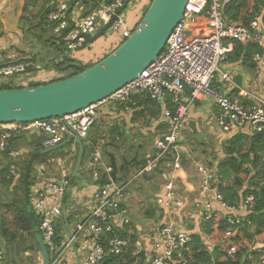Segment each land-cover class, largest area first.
Here are the masks:
<instances>
[{"label": "built area", "instance_id": "1", "mask_svg": "<svg viewBox=\"0 0 264 264\" xmlns=\"http://www.w3.org/2000/svg\"><path fill=\"white\" fill-rule=\"evenodd\" d=\"M89 1L97 2L98 8L86 15H83L85 11L80 1L57 0L47 16V23L55 25L54 34L62 39L69 51L83 48L87 38L94 36L113 17L107 33L119 36L123 42L131 35L125 12L133 5V0H113L110 3L105 0ZM222 2L189 0L182 19L175 25L156 61L103 102L62 118L0 124V156L5 153L7 161L19 163L26 152L10 147L11 139L19 134L42 133L45 136V149L70 138L86 139L99 118L100 107L105 104L126 106L133 104L134 99H150L163 107L164 135L155 139L153 154L146 157L142 166L132 169L124 180L113 174V166L98 148L89 147L92 151L90 162L80 174L96 183L91 197L94 203L82 219L74 222L72 239L67 237L65 231L59 239L55 232L71 172L61 173L59 179H54L47 177L42 164L35 167L36 182L30 187V203L39 217L38 228L49 255V264H76L72 242L76 245L78 256L84 252L81 264H103L109 256L118 257L129 251L135 261L142 256L147 264H185L184 253L189 251L193 233L183 224L184 220L194 219L200 226L220 218L228 228H233L241 227L253 213L254 195H247L236 206H230L218 189L216 168L206 162H195L197 199L179 193L175 180L166 175L160 195L153 199V206L161 215L156 213V217L147 222L145 230H137L133 242L116 235L130 224L129 216L122 209L129 188L154 174L168 160L173 171L181 169V147L178 142L182 123L190 105L200 95L208 96L215 102L218 109L215 125L220 132L229 136L227 140L237 133L251 134L264 126V88L252 89L253 77L264 79V54L253 55V76L246 78L243 87L234 83L231 74L220 68L222 64L229 63L228 55L232 53L235 42L242 45L252 43L264 50V27L258 17L248 27L240 21L226 20ZM201 17L204 18L202 25L199 24ZM198 32L208 34L196 36ZM28 67L29 63H17L9 56L0 54V86L6 84L2 79L14 78L15 83H26L24 79ZM217 75H220L223 86L237 89L250 105L233 101L221 92L219 86L214 87L213 81ZM187 92L190 99L183 104L181 98ZM71 155L75 156L76 151ZM60 168H64L62 162ZM1 169L0 186L3 181L14 183L19 180L17 165H10L5 172ZM157 217L163 222H159ZM207 247L210 252L213 251L214 247L209 242ZM230 252H234V248ZM3 259L4 252L0 249V263ZM39 259V264H43L41 256ZM261 264H264V257Z\"/></svg>", "mask_w": 264, "mask_h": 264}, {"label": "trees", "instance_id": "2", "mask_svg": "<svg viewBox=\"0 0 264 264\" xmlns=\"http://www.w3.org/2000/svg\"><path fill=\"white\" fill-rule=\"evenodd\" d=\"M37 1L38 0H25L23 13L39 21L37 28L41 29V33H44L43 30L45 29L50 33V30H54L55 25L48 24L46 19L57 0L48 1L46 6H42L43 8L41 7L33 14L31 10L36 5ZM76 1H80L84 6L85 12L83 15L98 8V3L95 1ZM112 1L113 0H105L106 3ZM151 1L152 0H146V7L136 23L132 24L127 20L128 25L131 24L129 28L132 31H134L141 18L144 16ZM222 12L226 20L240 21L245 27H248L250 22L258 17L264 27V0H223ZM203 23L204 18L201 17L199 24L202 25ZM50 34L49 43L51 45H48V41H45L44 46L50 47V51L55 56V60H52L53 65H51V68L56 73L57 78L49 82L27 81L23 83V86L16 87L15 89L35 87L62 81L92 66L84 65L80 63V61L76 59L73 60L64 55L65 52L69 51L68 48L61 38L57 37L55 34L54 36L52 33ZM207 34V32H198L195 35L203 37ZM116 38L118 39V47L123 40L117 35ZM56 44L57 46H55ZM257 53L264 54V50L252 43L242 45L235 42L233 51L228 55L227 61L231 64H239L241 67L250 71L255 67L252 57ZM109 54L110 53L105 55L102 59ZM61 55L62 58L59 59ZM32 60H34V58H32ZM15 62L22 63L21 60ZM27 63L31 64L29 67L31 70L29 71H32L34 68V65H32L33 61ZM4 85L0 86V90L11 89L7 86L4 87ZM144 100L150 101L152 106L155 104L157 105L158 115L161 111L160 104L150 99ZM242 102L244 106L250 105L249 101L242 100ZM128 105L130 104H127V106ZM167 105L170 108V104L167 103ZM44 138L45 136L42 133H22L12 138L10 147L13 149L29 150L27 157L19 163L7 161L5 153L0 156V167H2V172H5L12 164L17 165L20 170L18 182L3 181L0 186L2 192L9 191L11 188L12 190H16L14 195L12 194L11 198L7 201L0 200V249L4 252V259L0 264H17L16 259L21 255L39 253L34 233V226L39 225V217L31 207L33 217L30 218L26 206L30 196V187L36 182L35 166L43 162L46 164L49 162V155L47 154L31 159L34 154L43 150ZM70 143H72V140ZM222 150L224 157L219 159L216 165L218 189L230 206H236L247 195H254L255 204L253 213L249 215L247 221L242 223L241 227L228 228L220 218L204 223L201 232L206 237V241H202L199 235H192L189 251L184 253V262L185 264H261V260L264 257V126L251 134H247L246 132L235 134L226 141L222 146ZM103 154L105 157L106 152H103ZM53 156L57 158L60 155L53 154ZM145 159L139 160L137 156L128 159L126 156L121 155L122 163L117 167L113 155L109 154V160L107 159V161L113 166V174L118 175L120 179L124 180L130 170L142 166ZM152 176L153 174L144 179L148 181ZM100 183L103 184L104 181L101 180ZM17 184L19 185L16 186ZM152 205H154L153 202ZM156 213L157 210L152 206L150 209H147L145 216L154 219L156 217L154 214ZM158 214L160 216L161 212H158ZM66 218L69 225L71 220L76 222L73 213L67 214ZM158 218L159 217H157V219ZM64 231L63 221L60 217L59 221L55 224V232L59 239ZM135 234L136 230L132 222L126 225L122 231L116 233L119 237L128 238V240L132 242L135 239ZM58 238L57 240H59ZM208 242L214 247L212 252H210L207 247ZM232 248H234V252H230ZM141 263H143V260H141ZM103 264H136V261L131 251H129L118 257L109 256Z\"/></svg>", "mask_w": 264, "mask_h": 264}, {"label": "crops", "instance_id": "3", "mask_svg": "<svg viewBox=\"0 0 264 264\" xmlns=\"http://www.w3.org/2000/svg\"><path fill=\"white\" fill-rule=\"evenodd\" d=\"M24 5V0H0V54L1 55H9L12 61H17L16 59L24 57L26 55V49L22 48V46L18 43L17 40L23 38V35L20 31L17 30L19 26V19H21V9ZM78 7V5H77ZM146 7V0H133L132 7L129 8V15L126 16V19H132V24L136 23V21L142 15L144 8ZM34 19V18H31ZM128 23V22H127ZM131 26V24L129 25ZM50 33L54 36V32L50 30ZM118 38V37H117ZM116 38V43L118 42ZM33 48L30 46L29 50L31 51ZM8 49V50H7ZM28 50V49H27ZM51 50V49H50ZM51 52V51H50ZM112 50H108V48L104 47L100 50L93 51L89 56H85L84 54L76 55V60L80 61V63L84 65H94L99 62L105 55L111 53ZM14 53V54H13ZM52 53V52H51ZM53 54V53H52ZM54 55V54H53ZM37 57V55H35ZM35 57V58H36ZM60 57V56H59ZM33 58V57H32ZM32 58H30L32 60ZM34 58L32 65H34L33 70L29 73L32 75L33 79L37 80L41 78L43 82H49L55 80L57 78L56 73L50 66H46L45 64H40L37 66L36 59ZM221 70L224 72H229L231 74L232 81L236 83L238 86L243 87L246 82L247 77H252V70L248 71L245 68L241 67L239 64H222ZM35 75V76H34ZM252 81L254 84L252 85L253 90H258L260 88H264V79H255L253 77ZM214 87L219 86L221 92L226 94V96L235 101L238 100L242 102L243 98L239 95L237 89H232L229 86H223V83L220 79V75H217L213 81ZM250 87V84H249ZM190 99L189 93L187 92L181 98V102L186 104ZM131 105V106H130ZM120 106L118 104L108 103L101 106V114H103L102 118L99 120V126L95 131H90V135H88V142L91 143L90 147H96L94 144H98V142L103 143L102 152H106L107 150H111L112 146L119 147V145H127L130 146L134 151H145L146 145L152 143L153 138L156 139L165 133V124L163 123V107L160 104L161 111L157 115V105H153L150 101L147 100H134L133 104ZM100 114V116H101ZM218 116V109L215 102L208 96L200 95L197 100H194L189 107L188 113L182 123V128L180 131V140L178 144L180 147L188 144L191 145L188 149L195 150L198 148H202V151L205 148V151L209 156H207L206 162L210 167H216L219 159L224 157L222 146L226 143L228 135L220 132L216 128V118ZM143 121H145L146 125L143 126ZM98 122V121H97ZM92 130V129H91ZM149 136V140L147 139ZM67 141H71L72 143H68L67 145L74 146L73 151L78 152L77 145H74V140L72 138L66 139ZM151 140V141H150ZM182 143V145H181ZM66 146V145H65ZM154 147V145H153ZM192 147V149H191ZM26 152V157L29 154L28 149H23ZM119 150V149H118ZM125 152V150L123 151ZM121 153V151H120ZM196 155V154H194ZM214 157V158H213ZM88 158V157H87ZM59 159V158H57ZM56 159V161H58ZM106 159V157H105ZM107 160V159H106ZM55 161V160H54ZM55 161V162H56ZM196 160H192L190 168H186L187 170H191L189 173L183 170V166L180 171L181 175L178 171H175L176 176L179 178V182L184 187V193L187 194L192 199H197L198 194V182L195 177L194 171V163ZM84 162V155H83ZM46 165L43 163L44 171L48 176H53L54 179H59L61 176V168L56 164V170L54 173L51 169H49V165H54L53 162H47ZM163 165V164H162ZM161 165L157 168L156 172L153 174V179L157 177V173L161 174L162 180L164 181V177L169 174L162 173ZM81 169H84L81 167ZM134 169V168H132ZM131 169V170H132ZM73 170V167H72ZM130 170V171H131ZM50 175H48V172ZM158 171V172H157ZM72 172V171H71ZM82 173V172H81ZM78 175L82 177V175L78 172ZM152 179V178H151ZM150 179V180H151ZM89 181V180H88ZM143 181H146L143 179ZM84 182V181H83ZM90 182V181H89ZM86 185L81 190L79 188H71L69 192L66 203H65V214L73 213L76 221H79L88 213V210L94 203L91 197L94 192L95 184H91L88 182H84ZM142 180L138 181L136 184H141ZM135 184V185H136ZM133 185L132 187H134ZM132 187L127 191L126 196L124 197V201L122 204V209L125 210L127 215L130 218V223L132 222L135 226V230L146 229V225H137L135 224L137 216L135 215V205L133 202H130L133 199L134 194L132 193ZM65 196L63 198L64 202ZM135 200V198H134ZM153 202V200H152ZM135 203V202H134ZM133 204V205H132ZM153 206V205H152ZM154 207V206H153ZM156 215V214H155ZM153 219V218H149ZM134 220V222H133ZM159 222H163L161 218L157 219ZM179 220V219H177ZM194 220V219H193ZM150 220H147L149 222ZM193 225L196 224L195 228L187 229L193 233V235H199L202 241H206V237L201 232L202 225L198 226L197 221ZM146 221L144 223H147ZM176 223H179L175 221Z\"/></svg>", "mask_w": 264, "mask_h": 264}, {"label": "water", "instance_id": "4", "mask_svg": "<svg viewBox=\"0 0 264 264\" xmlns=\"http://www.w3.org/2000/svg\"><path fill=\"white\" fill-rule=\"evenodd\" d=\"M188 2L189 0H152L137 27L122 44L104 59L73 77L35 87L0 90V124L62 118L103 102L156 61L175 25L182 19ZM113 20L114 17L94 36L87 38L86 44H91L105 35ZM73 140L78 152L61 212L64 230L69 239H72V234L65 214V203L74 180L78 178L96 184L78 176L81 167L85 168L90 162L91 149L89 157L83 162V143L79 137ZM68 143L69 141L65 140L58 145L45 148L34 154L31 159L53 153ZM26 208L32 218L30 196ZM34 233L42 262L49 264V255L38 226H34ZM72 245L76 264H81L76 245L73 242Z\"/></svg>", "mask_w": 264, "mask_h": 264}, {"label": "rangeland", "instance_id": "5", "mask_svg": "<svg viewBox=\"0 0 264 264\" xmlns=\"http://www.w3.org/2000/svg\"><path fill=\"white\" fill-rule=\"evenodd\" d=\"M48 1H51V0H38L36 5L31 10V13L35 14L42 6H46ZM24 4H25V0H24ZM23 7H24V5H23ZM23 7L21 9V19H19V26L17 27V30L21 32V34L23 35V38H21L20 40H17V41L22 46V48H27L28 50L26 49V55L20 59H22L23 63H27L29 61H32L30 58H32V57L35 58L36 57L35 55H37V57L35 58L37 66L40 64L41 65L45 64L46 66L51 67V65H53L52 60H55V56L50 52V49H51L50 47L44 46L45 41H48V45H51L49 43V37H50L49 35H51V34L48 33V31H46V29L43 30L44 33H41V31H40L41 29L37 28L39 21L37 19H31L32 16L23 13ZM130 7H132V6H130ZM129 8L125 12L126 16L129 15V13H128V12H130V11H128ZM127 20L130 23H132V19H127ZM115 41H116V35L115 34L106 33L105 35H103L102 37L97 39L95 42L88 44V45H85L81 49H78L76 51H68L67 50L68 52H65L64 55L75 60L76 55L84 54L85 56H89L91 52L100 50L104 47L108 48V50H110V51L111 50L113 51L117 47V43ZM30 46L35 47V48H33L30 51L29 50ZM55 46H57V44ZM62 55L59 57V59L62 58ZM18 59H19V57L16 60H18ZM30 66H31V64H29V67ZM29 67H28L27 72H26L27 77L26 78L24 77L25 74L23 76L25 78L24 80H27L30 82H33V81L43 82V81H41V78L37 79V80L33 79L32 75L29 74L31 72V71H29V70H31V69H29ZM14 80H15L14 78L11 80L2 79V82L6 83V85H4V87L7 86L11 89H15L16 87L23 86L22 83H15ZM100 114H101V108L99 110V118L97 120L98 122L97 121L95 122L94 126L91 128L92 130H90V131H95L99 127L96 125V123H98V125H99V120L103 116V114H101V116H100ZM144 125H146L145 121H143V126ZM90 131L87 134V138L82 139V143H83L85 150H86V153L84 154V161L87 159L88 149L91 145V143L88 142V135H90V133H91ZM147 139L148 140L150 139L149 136H147ZM154 141H155V139L153 138L152 143L146 145L145 151H141L142 150L141 149L138 152L134 151V149H131L130 146H127L124 144L119 145V147L117 146L116 149H115V146H112L111 150L106 151L105 157H106V159L109 160V154H112L114 159H115V163H116L117 167H119L122 163L121 155L126 156L128 159H131L134 156H137L139 158V160H143L146 157L153 154V152H154V148H153ZM181 145H182V143H181ZM94 146H97V148L102 152L101 149L103 148V143L98 142V144H94ZM190 146L191 145L185 144V145H183V147H181V167L183 166V170H185L188 173L191 171V170H187V169L190 168L192 160L193 161L196 160L195 162H204L206 160L207 156H209V154H207V152L205 151V148L203 151H202V148L201 149L198 148V149H195L193 151V150L188 149ZM73 147L74 146L66 145L63 148H61L57 151H54L53 153L47 154V155H49L48 160L50 162H53V164H54L52 166L49 165L50 166L49 169H51L53 173L56 170L55 169L56 164L60 166V162H62L64 164V168L59 172L66 173V171H67L70 173L72 171V167H74L75 160H76L75 156L71 155L72 151H73L72 150ZM191 149H192V147H191ZM124 150H125V152H123ZM120 151H121V153H120ZM53 154H55V155L59 154L60 156L57 157L59 159L54 158ZM194 154H196V155H194ZM56 159L58 161H56ZM169 162L170 161L168 160V161H166L165 164L161 165L160 168L162 169V173L169 174L168 176H171L175 180L176 187H177V190L179 191V193H184L185 189H184L183 185L179 182V178L176 176L177 173H175V171H173V169L170 167ZM189 164H190V166H189ZM82 171H83V169H80L79 173H81ZM178 172L181 175V172L180 171H178ZM47 174L50 175L49 172ZM87 174L90 176L89 172H87ZM156 176L157 177H155L154 179H153L154 176L152 177V179L149 178L151 180H148V181L142 180L141 184H136L134 187H132V191H133L132 193L134 194V197H133V199L130 200V202H133V204L135 205L134 210H135V215L137 216L135 224H137L139 226L142 225V227H143V225L147 224V223H144L145 221L147 222V220H151V219H149L150 217L148 218L145 216L146 211L148 208L150 209L152 207L151 206L152 200L154 199V197L156 195L157 196L160 195L161 188L164 184L163 183L164 181L162 180L161 174L157 173ZM48 177L52 178L53 176H48ZM18 185L19 184H17L16 186H18ZM85 185L86 184L82 180L75 178V181L73 183L72 188H76V189L79 188L78 190H81V188H84ZM15 191L16 190H14V189L12 190V188L9 189V191H3L2 192V190H0V193L2 192L0 194V200L1 201H7L8 199L11 198L12 194L14 195ZM134 198H135V200H134ZM158 212H159V210H157V213ZM154 216H155V214H154ZM58 221H59V218L56 220V223ZM133 222H134V220H133ZM194 222L195 221L193 219H187V220L183 221V224L186 227H188L189 229H193L196 226V224L193 225ZM69 226H70L71 230H74V220L70 221ZM79 257H80V260L82 261L84 258V252L80 253ZM39 258H40L39 253H31V254L27 253V254L21 255L18 259H16V262H17V264H39L40 263ZM141 260H143V263H141ZM136 264H147V263L144 261L143 257L140 256L139 259H136Z\"/></svg>", "mask_w": 264, "mask_h": 264}, {"label": "clouds", "instance_id": "6", "mask_svg": "<svg viewBox=\"0 0 264 264\" xmlns=\"http://www.w3.org/2000/svg\"><path fill=\"white\" fill-rule=\"evenodd\" d=\"M81 4H82V3H81ZM82 6H83V5H82ZM83 7H84V6H83ZM83 9H85V8H83ZM84 11H85V10H84ZM86 45H87V44H86ZM81 141H82V140H81ZM69 143H70V142H69ZM74 145H76V144H74ZM83 147H84V145H83ZM84 152H85V151H84ZM84 152H83V153H84ZM76 155H77V153H76ZM76 155H75V159H76ZM103 155H104V154H103ZM25 157H26V156H25ZM25 157H24V159H25ZM24 159H23V160H24ZM75 161H76V160H75ZM42 164H43V163H42ZM40 165H41V164H40ZM43 165H44V164H43ZM37 166H38V165H37ZM35 167H36V166H35ZM78 176H79V175H78Z\"/></svg>", "mask_w": 264, "mask_h": 264}, {"label": "flooded vegetation", "instance_id": "7", "mask_svg": "<svg viewBox=\"0 0 264 264\" xmlns=\"http://www.w3.org/2000/svg\"><path fill=\"white\" fill-rule=\"evenodd\" d=\"M89 150H90V148L88 149V156H87V157H89V155H90ZM91 152H92V151H91ZM85 153H86V150H85V152H84L83 154H85Z\"/></svg>", "mask_w": 264, "mask_h": 264}]
</instances>
